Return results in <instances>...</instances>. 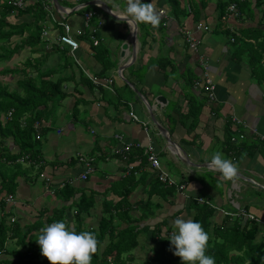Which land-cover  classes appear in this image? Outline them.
Segmentation results:
<instances>
[{"label": "crops", "instance_id": "0c3cea01", "mask_svg": "<svg viewBox=\"0 0 264 264\" xmlns=\"http://www.w3.org/2000/svg\"><path fill=\"white\" fill-rule=\"evenodd\" d=\"M40 1L43 7L52 4L51 0ZM58 1L64 9H72L66 19L73 28L83 27L84 12L93 13L90 26L97 28L99 44L104 51L95 52L96 46L91 44L87 28L78 37L79 47L73 54L67 45L54 40H49L53 42L52 48L45 50L41 38L43 52L36 49L33 58L36 63L37 58L43 62L39 65L40 69L53 72L52 78L59 75H73V78L70 77L64 84L68 96L59 102L56 110L61 125L54 127L50 119L42 118L46 121H43L45 124L38 139L40 161L38 165L23 162L26 171L16 178L15 202L5 203L6 212L10 211V215L23 226L36 221L40 218L38 211L41 208L63 203L55 196L64 182V187L68 184L74 190L83 189L94 197V203L85 217V226L97 228L102 215V201L108 199L115 203L119 200L118 194L129 182L130 175L136 179L145 178L132 185L129 201L133 203L146 198L150 190L149 181L155 177L154 171L146 160L145 164L141 162V157L132 156L125 160L114 152L121 147L114 135L122 134L127 140L143 144L150 138L162 166L167 168L165 162H173L177 172H169V169L168 172L177 181L186 183L185 189L176 191L172 198L161 196L163 191L155 193L157 191L152 190L151 199L158 202L160 208L152 218L139 222L140 226L149 225L152 229L163 220H168L172 226L175 212H179L177 217L192 220L194 210L189 200L200 196L212 204L215 225L224 219L226 226L238 224L245 230V224L253 221L256 225L254 241L263 242L264 142L259 135H264V81H257L247 62L250 44H256L257 37L258 40L264 37V23L259 22L260 12L254 9V14H250L243 8L237 15L221 19L224 23L219 26L216 0H202L203 7L200 0H196L198 9L192 0H178L180 8L188 7L189 1L193 3L192 11L189 8V13L186 11L185 14L171 12L166 0H143L154 5L160 15V24L157 28L144 23L136 25L134 38L127 22L111 14V5H119L113 10L122 13L125 0L106 1L107 6L97 0H82L78 3L82 8L77 10H74L78 5L74 0ZM250 1L254 7L255 0ZM52 12L58 19V9L53 7ZM28 17L23 16L25 19ZM9 18L17 21L13 14ZM43 22L53 38L62 31L48 13ZM199 25L204 29H198ZM225 27L229 34L224 32ZM111 32L116 33L115 39H112ZM186 32L196 40V48L185 40ZM124 43L127 48L121 56V45ZM25 48L33 50L30 46ZM57 51L72 56L75 68L68 62L62 66L53 63V56L49 54ZM199 54L205 56L207 73L216 85L213 101L208 100L201 87L193 84L203 73ZM84 71L101 78H112L114 92L92 82L91 85H76L74 81H78L80 72ZM75 99L78 100V110H73ZM189 108L194 110V118ZM131 109L139 120L147 122V130L140 121L131 118ZM150 111L156 123L151 120ZM81 113L84 114L82 118ZM232 117L241 120L236 127L242 132V139L256 143L250 150L246 147L244 151L240 149L227 153L226 130ZM157 125L165 129L164 133L175 145L167 142ZM231 131L238 139V132L235 129ZM254 131L257 133L254 134ZM43 139L44 146L41 145ZM7 143L10 149L17 150L12 140ZM216 151H221L224 158L238 165V175L234 180L226 181L218 172L210 170L208 164L202 165L209 163ZM178 153L182 158L178 157ZM80 156L93 159V170L84 180L78 176L84 170ZM38 182L42 184V189H37ZM203 191L207 194L205 197L201 194ZM75 196H79V192ZM241 209L255 218L242 214ZM224 211L232 215L227 216ZM134 214L138 216V211ZM2 215L0 212V217ZM161 228L165 232L167 226L161 224ZM151 245V242H145L143 246L136 247L133 258L146 260L143 256L144 253L147 257L151 254Z\"/></svg>", "mask_w": 264, "mask_h": 264}, {"label": "trees", "instance_id": "16d2710c", "mask_svg": "<svg viewBox=\"0 0 264 264\" xmlns=\"http://www.w3.org/2000/svg\"><path fill=\"white\" fill-rule=\"evenodd\" d=\"M166 1L174 14H185L189 8L192 11L193 3L190 1L189 6L183 8H180L178 0ZM192 1L196 3L198 9L196 0ZM232 2L238 6V13L245 8L247 12L254 14V9H257L260 12L259 22L264 23V0H255L254 7L251 6L250 0H216L219 26L220 23H224L221 21L222 15ZM32 3L24 9H15L8 3V0L0 1V63L10 60L25 46L32 47V52H34L36 45L41 41L40 35L44 28L43 20L47 11L40 0H34ZM200 3L203 7L202 0ZM12 14L17 17V21L9 18ZM24 15L29 16L28 19L31 20L23 18ZM224 32L229 34L227 27L224 28ZM256 39V44L252 43L248 48L247 57L250 58L247 62L252 67L253 76L260 83L264 81V37L261 40H258V37ZM94 50L96 53H101L104 51V47L102 48L98 44ZM37 60L36 73L28 70L27 65L30 62H27V65L23 67L9 68L6 66L0 69V75L8 73L18 75L15 81L16 87L13 89H9L7 84L0 82V194L4 192L3 196L0 195V212L3 214L0 217V264H50L49 260L41 254L36 239L42 227L59 220H64L77 233L90 231L95 234L98 240V250L93 254L91 264H110L108 257H111L112 264H125L127 260H134L133 250L138 246H143L145 242L152 243L151 254L141 264H183L180 257L174 255L175 248L171 245L170 240L166 239L173 231L168 220L156 223L152 229L149 228V225L140 226L139 224V222L156 215L160 208V204L151 199L152 190H156L155 193L163 191L161 196L168 195L169 198H172L176 193L175 186L165 185L156 177L149 181L151 183L147 197L131 203L129 195L132 185L139 183V179L145 178V176L136 179L130 175L131 178L128 180L131 183H125L118 194L119 200L115 203L108 199L102 201V215L97 228L85 226V217L94 203V197L91 194H86L83 189L82 191L74 190L68 184L63 186L55 196L63 203L41 208L38 211L40 218L36 221L28 222L23 226L18 220H11L12 214L10 215V211L6 212L4 199L8 194H14L17 176L26 171L17 160L27 154L31 163L32 160L40 161L39 141L36 138L33 124L35 121L41 124L39 126V134H41L42 125L45 124L42 120L43 113L51 104L59 103L68 96L64 90V84L70 80V77L73 78V75H59L52 78L53 72L41 70L39 66L41 61L39 58ZM79 77L78 81H74L76 85H91V81L84 72H80ZM77 101L75 99L73 110L77 109ZM9 109H13L11 118L3 119V115ZM193 112L194 110L189 108V113L194 118ZM227 127L225 138L227 153L240 149L244 151L246 147L250 150L256 145L255 142L244 141V139L238 141L233 135L234 132L229 129V126ZM233 137L236 140H232ZM8 140H12L17 150L10 149ZM133 151L128 154L127 159H131L132 156V158L141 157V162L145 164L146 158L142 150L134 148ZM78 192L79 196L76 197ZM189 201L190 207L194 210L192 220L199 222L209 235L205 254L213 257L215 264L264 263V241H254L256 225L253 221L245 224V230H242L238 224L226 226L224 219L220 224L215 225L213 223L214 209L211 206L198 203L192 198ZM134 211H138V216L134 214ZM178 213L173 214L174 220ZM225 217L227 218V216ZM115 220L117 221L115 222ZM161 224L167 226L165 232L162 231ZM140 235L142 236L139 237ZM15 238H17L18 245L22 244L24 251L21 253L20 250V252L15 250L19 253L18 255L7 257L8 250H12L7 249L6 245L9 240L15 242Z\"/></svg>", "mask_w": 264, "mask_h": 264}, {"label": "clouds", "instance_id": "9594fccd", "mask_svg": "<svg viewBox=\"0 0 264 264\" xmlns=\"http://www.w3.org/2000/svg\"><path fill=\"white\" fill-rule=\"evenodd\" d=\"M114 8H119V5H111L113 14L126 21L134 32L135 26L140 23L159 27L160 15L152 3L125 0L122 13L114 11ZM207 167L218 172L226 181L234 180L238 175V165L224 158L221 151L213 153ZM172 228L166 239L170 240L175 248L174 255L180 257L183 264H215L214 258L205 254L209 235L199 222L177 217ZM39 233L36 242L50 264H91L92 256L98 250V240L93 232L77 233L64 220L42 227Z\"/></svg>", "mask_w": 264, "mask_h": 264}, {"label": "built area", "instance_id": "2783aa9c", "mask_svg": "<svg viewBox=\"0 0 264 264\" xmlns=\"http://www.w3.org/2000/svg\"><path fill=\"white\" fill-rule=\"evenodd\" d=\"M76 2V4H80L82 2V0H74ZM100 1H115V0H100ZM32 0H8V3L11 4L15 9H24L28 6L29 3H31ZM77 5L74 10L77 9H81L82 5ZM44 8L47 10L48 16L54 20L55 22L58 23V25H60L62 31L61 32H57L56 36L53 38L50 34H49V30L44 28L43 31L41 32V38L43 39L44 42V49L48 50L52 48V41L49 40H54L59 44H64L67 45L69 47L70 53L73 54V52L79 47V40L78 37H80L81 35H83L85 33V29L87 28L88 31V36L91 40V44L93 46H97L99 44V36L97 35V28L96 27H91L90 26V19L92 16V12L90 11H86L83 13V27L81 28H73V26L67 21L66 19V15L68 13H70L72 11L71 8H65L64 10H59L58 9V19L55 18L53 11V7L52 4L44 5ZM52 10V11H51ZM160 13H164V10H160ZM238 14V8L237 5L232 2L230 3L227 8L225 9L224 14L222 15V19L225 20L227 19L229 16L231 15H237ZM198 29H204L202 26H198ZM185 40L190 44L191 47L196 48V40L191 37V35L189 34V32H186L185 34ZM199 60L202 66V75L195 79L193 84L195 87H201L204 92L206 93V96L208 98L209 101H213L215 100V88L216 85L214 83V81L212 80V78L210 77V75L207 73V60L205 58V56H202L199 54ZM84 74L86 75V77L94 84L97 86H104L106 89H108L110 92H114V89L112 87L113 84V80L112 78H101L99 76H95V75H90L87 71L84 72ZM12 112L13 109H9L7 111V113L5 115H3V119H9L12 116ZM129 115L131 116V118L134 121H140L145 130L146 126H147V122L145 121H141L139 120V118L137 117V115L132 111V109L129 111ZM241 123V120H239L237 117H232V119L230 120V124L229 127L231 129H235L238 132L239 138L238 141H240L243 138V134L242 132H240V130L237 129V125ZM35 130H36V138L39 139L40 138V134H39V126L40 123L38 121H35L33 124ZM59 132V130H58ZM257 132L254 131V134H256ZM115 139L121 144V147H118L114 150V152L116 154H120L121 157L125 160H127L128 158V154L130 152L131 149H141L143 154L145 155L146 161L149 164V167L154 171V175L155 177L163 184L165 185H173L176 188V191H183L186 187V183L184 182H179L177 181L174 176H172L163 166L159 157L158 152L156 151L155 146L153 145L152 141L150 138H148V141L143 144L141 142L135 141V140H127L125 139V137L122 134H115L114 135ZM236 140L235 137L232 138V140ZM259 139L264 142V135H259ZM79 160L81 162L84 163V170L78 175L80 179L84 180L87 177V174L93 170V163H92V158L90 157H82L80 156ZM19 162H30L31 159L29 157V155H24L18 158ZM32 163L35 165H38L37 161H33ZM129 168H132V166H129ZM40 176H44L43 173H39ZM46 181H47V177H46ZM61 186H64V182L61 183ZM196 202L198 203H203V204H208L209 206L212 207V204L210 203L209 200L204 199L203 197H196L195 198ZM5 203L8 204H13V202H15V197L13 194H8L5 199H4ZM242 212V214L247 215V213L244 210H240ZM225 215H232L231 212H226L224 211ZM250 218H255L253 215L249 214L247 215ZM14 217H11V220H14ZM108 260L110 262V264H112V260L111 257H108ZM125 264H137L134 260H127L125 262Z\"/></svg>", "mask_w": 264, "mask_h": 264}, {"label": "rangeland", "instance_id": "374dc122", "mask_svg": "<svg viewBox=\"0 0 264 264\" xmlns=\"http://www.w3.org/2000/svg\"><path fill=\"white\" fill-rule=\"evenodd\" d=\"M1 1V0H0ZM197 2V1H196ZM14 19V18H13ZM12 20V19H11ZM15 20V19H14ZM100 32H102V30L100 29ZM102 34V33H101ZM103 35V34H102ZM115 35H116V33L115 32H111V37H112V39H115ZM113 41V40H112ZM35 49H38V51H40V52H43V44H42V42L40 41L37 45H36V47H35ZM35 52V51H34ZM34 52H32V51H29L28 49H23V50H20L16 55H14L10 60H8V61H4L3 63H0V69H2V68H4V67H6V66H8L9 68H15V67H23V66H26L27 65V62L26 61H28V62H30L27 66V68H28V70L30 71V72H32V73H34L35 72V70H34V68H35V60H33V58H34V56H36L35 54H34ZM45 52V51H44ZM41 55V54H40ZM50 56H53V58H52V62L53 63H56V65L57 66H62V64L63 63H69V64H71V65H73L74 66V68H75V63H74V58L72 57V56H70V55H67V54H65V53H63V52H61V51H57V52H52V53H50L49 54ZM38 59V58H37ZM38 63H36V65H37ZM43 64V62L42 63H39V65H42ZM85 72V71H84ZM18 78V75H14V74H4V75H0V82L1 83H5V84H7L8 86H9V89H13V88H15L16 87V84H15V81H16V79ZM108 95V94H107ZM110 95V94H109ZM58 106H59V103L58 102H55V103H53V104H51L50 106H49V108H47V110L43 113V117L45 118V119H50L51 120V122H52V125L55 127V126H57V125H61V123L59 122V118H58V115H57V108H58ZM84 116V114H80V117L82 118ZM43 120L44 122L46 121V120ZM92 131V130H91ZM41 145H45V140L43 139L42 141H41ZM74 156H75V154H74ZM83 157V156H82ZM165 163H167L166 164V166H167V168H165L167 171H168V169L170 170L169 172H174V173H176L177 172V169L175 168V166H174V164H173V162H165ZM20 164L21 165H23L24 163H22V162H20ZM37 189H42V184L40 183V182H38L37 183ZM33 192H35V188L33 189ZM202 196H206L207 194H206V192L205 191H203L202 193ZM47 200H50L49 199V197H47ZM56 204H59V203H56ZM11 217H13V216H11ZM10 217V218H11ZM15 218V217H14ZM21 225V224H20ZM142 235H140L139 237H141ZM16 239L17 238H15V242H12L11 240H9V242L7 243V245H6V247H7V249H11L12 251H9L8 250V254L6 255L7 257H9L10 255H18L19 253H17V252H15V250H18V252H20L21 251V253H23V251H24V248L22 247V244H17V242H16ZM14 241V240H13ZM16 244V245H15ZM18 245V246H17ZM32 245V244H31ZM20 250V251H19ZM134 252H135V250H133V252H132V254H134ZM145 255L143 256L144 258H147V256H146V253H144ZM3 255V254H2ZM26 255V254H25ZM24 255V256H25ZM149 256H150V253L148 254ZM5 256V255H4ZM148 256V257H149ZM135 260V262L137 263V264H141V262H143V258L142 259H137V258H135L134 259ZM246 263V262H245Z\"/></svg>", "mask_w": 264, "mask_h": 264}, {"label": "water", "instance_id": "95a60500", "mask_svg": "<svg viewBox=\"0 0 264 264\" xmlns=\"http://www.w3.org/2000/svg\"><path fill=\"white\" fill-rule=\"evenodd\" d=\"M97 1H99L101 4H104V5L107 6V4H106L105 1H100V0H97ZM51 3L53 4V7H54V8L64 10V7L61 6V4L59 3L58 0H51ZM111 14H113V13L111 12ZM132 35H133L134 38L136 37V26H135V32L133 31V32H132ZM125 48H127V44H126V43H124V44L121 45V49H122L121 56H123V50H124ZM120 72H121V69H120ZM120 74H121V73H119V75H120ZM120 77H121V75H120ZM159 98L162 99L163 101H165V99H164L162 96H159ZM150 116H151V120H152L153 122H155V118H154V116H153L152 111H150ZM155 123H156V122H155ZM157 128H158V130L160 131V133L166 138V140H167V142H168L169 144L175 145L174 142H172V141L170 140V138L164 133L165 129H164L163 127L157 125ZM178 157H179V158H182V155L178 153ZM183 161L186 162V160H183ZM206 164H208V163H205V164H202V165H206Z\"/></svg>", "mask_w": 264, "mask_h": 264}, {"label": "bare ground", "instance_id": "6f19581e", "mask_svg": "<svg viewBox=\"0 0 264 264\" xmlns=\"http://www.w3.org/2000/svg\"><path fill=\"white\" fill-rule=\"evenodd\" d=\"M72 180V179H71Z\"/></svg>", "mask_w": 264, "mask_h": 264}]
</instances>
